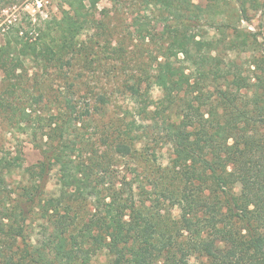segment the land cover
<instances>
[{
	"label": "trees",
	"instance_id": "obj_1",
	"mask_svg": "<svg viewBox=\"0 0 264 264\" xmlns=\"http://www.w3.org/2000/svg\"><path fill=\"white\" fill-rule=\"evenodd\" d=\"M99 1L67 0L69 8L55 23L56 31L47 29L30 42L15 35L0 45L5 92L13 95L1 96L0 102L10 114H18V124L29 116L28 107L38 109L47 102V107H59L49 116V139H33L42 153L37 169L15 189L8 187L7 175L18 157H0V264H96L102 255L105 260L97 264H192V257L203 264H264V85L229 57L247 46V35L230 25L232 14L221 11L231 2L257 0H207L204 6L193 0H147L164 12L161 20L177 23L170 25V39L153 77V84L165 91L159 103L170 111L184 93L186 103L204 108V123L224 134L202 141L191 137L184 124L171 122V173L158 196L150 197L154 191L148 190L143 200L132 180L120 187L109 181L103 195V177H94L86 160L75 163L84 143L75 130L91 113L88 103L79 104L71 94L48 101L44 93H31L15 74L27 59L44 69L70 66L81 46L87 6ZM242 12L246 17L244 8ZM206 24L217 31L205 32ZM228 28L234 30L232 37L225 34ZM143 82L128 88L136 101L149 93L141 92ZM24 92L29 99L22 102ZM99 100L110 99L101 95ZM118 125L119 141L113 147L131 156L138 140L132 135L134 121ZM54 169L59 194L47 190ZM90 198L91 208L86 202ZM166 199L180 209L170 224L161 213ZM144 213L151 218L145 228Z\"/></svg>",
	"mask_w": 264,
	"mask_h": 264
},
{
	"label": "rangeland",
	"instance_id": "obj_2",
	"mask_svg": "<svg viewBox=\"0 0 264 264\" xmlns=\"http://www.w3.org/2000/svg\"><path fill=\"white\" fill-rule=\"evenodd\" d=\"M66 2L0 0V45H5L7 39H15V35L30 42L47 29L56 31L55 23L69 8ZM193 2L204 6L207 0ZM39 3L42 5L40 8ZM87 7V22L78 37L81 46L70 66L44 69L27 59L15 74L25 87H30L31 93H44L48 101L61 99L62 94H71L79 104H89L90 115L85 116L82 125L79 123L75 130L77 139H84L81 154L78 151L73 158L76 164L86 160L85 163L93 167L92 175L103 177L107 182L99 185L103 195H106L109 181L120 187L124 181L132 180L138 199L143 200L148 190L154 191L150 197H156L161 193L162 182L171 173L167 169L172 167L171 156L174 153L173 145L167 141L171 122L184 124L191 137L202 141L217 138L224 132L208 127L203 119V115L206 117L204 108L196 103H186L184 93L178 96L174 106H170V111L165 104L159 103L165 91L153 84V77L157 62L162 59L168 45L171 27L177 23L161 20L164 12L153 3H147V0H100L96 6L88 4ZM221 11L222 15L232 14L234 17L230 25L244 30L247 35V46L241 50L238 48L229 57L247 74L258 78L253 81L256 79L264 85V0L242 4L231 2L222 5ZM199 19L202 24L205 23L203 15ZM218 20L220 18L216 17ZM206 23H212V19ZM203 30L209 34L217 31L207 24ZM233 33V28L225 31L226 36L232 37ZM139 79L144 81L139 85L141 92L148 90L149 93L136 101L130 96L128 88L137 84ZM6 84L5 72L0 67V98L3 95L13 98L5 92ZM20 95L22 102L28 101L26 92ZM101 95H107L109 102L102 103L99 100ZM150 100L155 102L148 104ZM48 103L38 109L28 107L29 116L18 124V114H10L6 104L0 102V157L5 154L18 157L16 165L7 175L9 188L15 189L23 176L27 177L37 169L42 153L33 139H49L46 135L49 116L59 109L51 103L47 107ZM124 120L134 121L132 135L138 137L136 151L128 157L118 154L113 147L119 141L116 138L118 124ZM58 179L59 174L54 169L47 187L52 194H59ZM93 199L86 201L90 208ZM150 204L149 200H145V205ZM179 212V207L172 201H163L161 213L168 224ZM150 219L146 213L141 216L143 228L149 226ZM105 258L102 255L95 263ZM190 262L203 264L202 259L195 257Z\"/></svg>",
	"mask_w": 264,
	"mask_h": 264
},
{
	"label": "built area",
	"instance_id": "obj_3",
	"mask_svg": "<svg viewBox=\"0 0 264 264\" xmlns=\"http://www.w3.org/2000/svg\"><path fill=\"white\" fill-rule=\"evenodd\" d=\"M40 6H42L41 3H39V8H40Z\"/></svg>",
	"mask_w": 264,
	"mask_h": 264
}]
</instances>
